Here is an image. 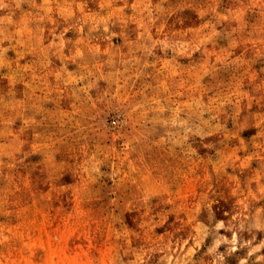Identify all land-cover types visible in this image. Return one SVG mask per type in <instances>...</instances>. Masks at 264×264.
<instances>
[{
  "label": "rangeland",
  "instance_id": "374dc122",
  "mask_svg": "<svg viewBox=\"0 0 264 264\" xmlns=\"http://www.w3.org/2000/svg\"><path fill=\"white\" fill-rule=\"evenodd\" d=\"M0 264H264V0H0Z\"/></svg>",
  "mask_w": 264,
  "mask_h": 264
}]
</instances>
